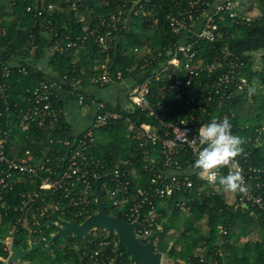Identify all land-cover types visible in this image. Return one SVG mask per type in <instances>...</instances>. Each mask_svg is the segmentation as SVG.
<instances>
[{"label": "trees", "instance_id": "obj_1", "mask_svg": "<svg viewBox=\"0 0 264 264\" xmlns=\"http://www.w3.org/2000/svg\"><path fill=\"white\" fill-rule=\"evenodd\" d=\"M205 1L207 0H0V49L8 52V56L0 59V67L24 66L27 69L26 73L16 70L6 79L10 85L12 114H18L19 108L25 106L23 98L27 88L35 86L42 80L60 81L59 79L65 76L82 77L83 84H87L92 74L100 72L98 66L105 62L107 56L110 57L112 71L121 70L125 76L143 75L142 72L158 68L159 63L154 62L155 65L143 71L140 64L147 55L158 52L162 53L158 60H167L171 56L167 52L168 48L185 40V32L176 33L172 30L169 16L181 17L187 10L194 11L192 14L197 16L199 13L195 9L201 10ZM73 2H76L77 8L73 7ZM194 2L196 4L193 7H197L192 9ZM49 3L54 7L49 9ZM40 10L43 11L41 15L38 14ZM119 13L122 19L115 29L109 24V19L113 14ZM219 24L226 31L223 39L217 42L200 40L196 44L197 57L206 67L201 76L195 77L189 85L168 91L165 94L167 100L160 96L163 80L154 81L150 99L159 116L166 120L189 114L186 108L189 100L192 114L200 116L203 122H210L216 116H228L232 124V133L245 140L243 145L245 152L239 157L244 160L245 154L248 153V164L261 169L258 179L252 182L253 184L260 182V189L255 188V191L264 197V133L259 132L264 126V113L259 112L256 118H251L247 127L238 125L239 118L232 116L231 113V109H236L246 102L247 86L251 85L254 77H260L264 84V72L254 69L253 65V53L264 49V19L247 24L226 18L225 21H219ZM108 31H112V37L108 38L110 47L105 49L97 40V36L106 35ZM70 41L74 44L68 46ZM57 43L59 49L55 48ZM218 59L222 64L210 71L208 66L216 64ZM232 59L235 62H244L243 65L239 63L237 68L240 71L239 75L248 79V85L230 97L226 94L221 98L220 94L213 92L212 99L209 100L211 86L207 87L206 84H211L217 74L231 69ZM83 84L78 90L85 93L87 104L89 97L82 88ZM158 101H161L159 109L156 105ZM2 105L4 106L0 99V107ZM55 108L61 114L60 97L55 99ZM203 108H206L205 112ZM262 108L264 109V104ZM105 110L118 112L123 118L98 131L102 133L103 140L97 142L92 153L106 155L115 162L120 159H131L133 165L140 166L141 162L138 159L145 157V148L132 144L129 137L132 131L129 126L131 123L137 127L143 123L157 125V119L150 116L148 111L136 106L118 104L113 107L105 104L103 111ZM258 137L259 141L256 140ZM22 145L25 147L35 144L23 140L21 147ZM182 152L179 157L182 164L185 167L193 166L195 155L187 149ZM136 153L138 157L135 156ZM152 155L161 160L160 149L149 156ZM112 166L113 163L108 164V170L112 169ZM141 172V181L132 179L131 192L138 186L148 185V177L152 174L143 169ZM221 173L227 174L225 169H222ZM102 177L100 187L107 210L110 214L120 215L122 219L128 221L129 218L123 210L110 205L103 187L108 176L103 174ZM192 179L193 188L179 191L170 198L154 201L158 213L154 232H157V240L159 237L158 250L166 254L170 260L167 264H202V258L218 260L220 264H264V208L252 205L245 208L236 207L239 193H233L230 201L226 191L221 188L215 190L200 179L196 172L192 174ZM36 184L30 185V188H35ZM202 184H206L207 188L199 194L198 188ZM57 198L58 195L54 198L48 195L45 201L39 198L38 202L46 204ZM182 201L186 202L187 212L177 204ZM63 203L65 207L66 201ZM149 210V206H146L141 217ZM96 211V202L93 201L89 215ZM66 216L72 219L70 214ZM3 222L8 223L7 220ZM157 225L161 228L158 229ZM41 227L48 240L50 233L55 229L46 226L45 219L41 221L39 228ZM254 231L260 233L261 240L247 238ZM29 234L27 228H21L15 242L19 246L28 247ZM5 237L6 232L0 227V238ZM57 240L61 243L54 245L53 254L39 249L25 257L26 264H93L95 259L90 258V255L95 251H99L95 256L96 264H104V260L108 261L115 256L120 259L118 251L123 253L121 264H140L131 261L130 255L125 246L120 245L115 232L99 230L96 235L91 233L87 239L72 236L69 245L61 238ZM103 240H110L111 244L102 247ZM7 255L8 251L0 244V256ZM0 264L5 262L0 260Z\"/></svg>", "mask_w": 264, "mask_h": 264}, {"label": "built area", "instance_id": "obj_2", "mask_svg": "<svg viewBox=\"0 0 264 264\" xmlns=\"http://www.w3.org/2000/svg\"><path fill=\"white\" fill-rule=\"evenodd\" d=\"M195 4L196 2L192 4V9L197 7H193ZM53 7L52 3L48 4L49 9ZM73 7L77 8L76 2H73ZM195 11L199 13L197 16L192 14L194 12L192 10H187L181 17L169 16L172 30L176 33L185 32V40L168 48L167 52L171 56L165 61L158 60L162 56L161 52L147 55L142 59L140 67L143 71H147V68L155 65L156 62L159 63V67L146 73L142 72L144 74L141 75L139 84L128 91L133 106L148 111L150 116L157 119V125L143 123L137 127L131 123L129 126L132 131L129 134L132 144L145 148V157L138 159L141 162L140 166L133 165L131 159H120L115 162L106 155L92 153L98 142V131L122 119V114L103 111L105 103L93 101L97 109L93 121L81 133H74L63 108L59 109L61 114L55 108V99L60 97L61 89L77 92L79 105H85L86 95L78 90L84 83L82 77L65 76L59 79L60 81L38 82L35 86L27 88L23 98L25 106L19 108L18 114H12L10 85L6 79L16 70L26 73L27 69L24 66L0 67V99L4 104L0 107V226L4 220L8 222L4 239L8 242L15 241L14 238L21 228H27L30 233L38 231L43 219L45 221L52 219L51 206L57 207L58 212L62 214H70L71 221L80 224L90 216L91 204L93 201L96 202L95 179L103 178L104 174L108 176L103 187L110 205L115 209L123 210L129 218L128 222L140 220L141 226L136 228L135 233L146 242L154 233L158 216L154 201L170 198L179 191L193 188L192 174L196 171L192 166L185 167L179 157L184 149L191 151L196 157L201 148L197 139L198 129L208 122H203L200 116L192 114L190 100L186 105L189 114L171 120L159 116L150 99L152 83L163 80L160 96L164 100H167L165 94L168 91L189 85L195 77L201 76L206 68L203 61L197 57V42L200 40L217 42L223 39L226 31L220 27L219 21H225L226 18L247 24L258 19L263 20L264 0H207L202 3L201 10L195 9ZM38 14H43V11H38ZM120 14H113L109 19V24L115 29L122 19ZM111 37L112 31H108L106 35H98L97 40L108 49L110 47L108 38ZM73 44L70 41L68 46ZM55 48L59 49L58 43ZM232 61L231 69L217 74L211 84H206L207 87L211 86L209 100L212 99L213 92L220 94L221 98L226 94L230 97L246 86L244 81L248 85V79L239 75L240 71L237 68L239 63L243 65L244 62H235L233 59ZM221 64L222 61L218 59L216 64L209 65L208 69L212 71L215 66ZM98 69L99 73H94L88 78L89 84L103 87L123 81L127 77L121 70L112 71L109 56L98 66ZM156 105L159 109L161 101ZM203 111L205 112L206 108H203ZM223 117L216 116V118ZM23 140L35 145L21 147ZM256 140L259 141V137ZM157 149L161 151V160H157L156 156H149ZM135 156L138 157V153ZM247 157L248 153L245 154L244 160L237 157L248 191L246 194H240L236 207L245 208L252 205L264 208L263 195L255 191V188L260 189L261 184L259 181L256 184L252 182L258 179L261 169L249 165ZM110 163H113V166L108 170L107 166ZM158 164L161 165L160 168ZM142 169L152 174L148 177V185L138 186L131 192L132 179L141 181ZM224 169L228 172L227 168ZM32 184L37 186L31 189ZM206 188V184L199 185V194ZM48 195L51 198L58 195L59 198L46 204L38 202L39 198L45 201ZM64 201H66L65 207ZM177 204L182 210L187 211L185 201ZM146 206H149L150 210L141 217ZM157 228L161 227L157 225ZM98 231L93 229L91 233L96 235ZM46 239V237L42 238L45 242ZM110 244V240L101 242L102 247ZM3 246L9 255V244ZM117 253L120 259L115 256L108 261L104 260L103 263H123V253L121 251ZM98 254L99 251H95L90 255V258L95 259L93 264L97 263L95 256ZM8 255L0 256V260L5 264ZM201 261L202 264H220L218 260L202 258Z\"/></svg>", "mask_w": 264, "mask_h": 264}, {"label": "water", "instance_id": "obj_3", "mask_svg": "<svg viewBox=\"0 0 264 264\" xmlns=\"http://www.w3.org/2000/svg\"><path fill=\"white\" fill-rule=\"evenodd\" d=\"M8 56L6 50L0 49V59ZM101 177L95 179V195L97 211L86 217L80 224L64 219L58 215V208L51 206L54 219L46 221V226L53 227L55 232L47 242L30 239L28 247L19 246L15 241L8 242L0 238V244L10 246V252L6 264H26L25 257L39 249L50 254L54 252L55 241L63 239L69 245L72 236L88 238L93 229L115 232L118 235L120 245L125 246L133 263L140 264H163L164 253L157 249V232H154L148 241H142L135 233L136 228L141 226L139 219L128 222L120 215H112L106 208L100 187Z\"/></svg>", "mask_w": 264, "mask_h": 264}, {"label": "clouds", "instance_id": "obj_4", "mask_svg": "<svg viewBox=\"0 0 264 264\" xmlns=\"http://www.w3.org/2000/svg\"><path fill=\"white\" fill-rule=\"evenodd\" d=\"M244 84L247 86L246 81ZM247 92L249 96L254 95L256 88L247 86ZM197 139L201 148L192 167L200 179L226 192L246 194L248 186L237 160L245 152V140L232 133L228 116L213 117L210 122L202 124ZM224 168L228 169L226 175L221 173Z\"/></svg>", "mask_w": 264, "mask_h": 264}, {"label": "crops", "instance_id": "obj_5", "mask_svg": "<svg viewBox=\"0 0 264 264\" xmlns=\"http://www.w3.org/2000/svg\"><path fill=\"white\" fill-rule=\"evenodd\" d=\"M140 80L141 74H132L127 76L123 81L113 82L103 87L87 82V84H83L84 86L82 88L88 94L89 101L82 106L79 105L77 92L61 89L59 93L60 100H62L63 112L67 115V121L70 123L71 130L74 133H81L90 126L96 113V107L93 101H101L113 107L118 104L133 107L128 91L138 85ZM99 136L100 135H98V139H100ZM101 136L103 140L102 133ZM214 188L215 190L219 189L218 186ZM229 193L230 192H226V196H228ZM231 194L233 195V193ZM203 228H205V225H203ZM253 234L254 232L248 236L250 237L248 239L252 240L251 237Z\"/></svg>", "mask_w": 264, "mask_h": 264}, {"label": "rangeland", "instance_id": "obj_6", "mask_svg": "<svg viewBox=\"0 0 264 264\" xmlns=\"http://www.w3.org/2000/svg\"><path fill=\"white\" fill-rule=\"evenodd\" d=\"M253 62H254V69L264 72V49L259 50L257 52L253 53ZM250 86H254L256 88V93L251 96H247L246 102L243 103L240 107L231 109L232 116H237L239 118L238 125L240 126H249L251 118H256L257 114L259 112L264 113V109L262 108L264 104V84L260 81V77H254L252 80V83ZM263 124H264V118H263ZM264 133V126L261 128ZM99 138L98 141H101V133H98ZM22 143V141H21ZM228 200H232L233 195L229 193L227 196ZM1 229H3V232H6V224L2 222ZM250 238V237H247ZM252 240L261 239L260 233L258 231H254V234L251 237ZM245 240V238H243ZM158 242L159 237L157 240V249H158ZM58 243H61L60 241L55 243L57 245ZM170 260L164 254V260L163 264H167Z\"/></svg>", "mask_w": 264, "mask_h": 264}, {"label": "flooded vegetation", "instance_id": "obj_7", "mask_svg": "<svg viewBox=\"0 0 264 264\" xmlns=\"http://www.w3.org/2000/svg\"><path fill=\"white\" fill-rule=\"evenodd\" d=\"M60 214V215H59ZM58 215L64 219H67V220H72L70 217L66 216V214H62L60 212H58ZM65 216V217H64ZM67 217V218H66ZM51 218L52 220H55L54 219V215L53 213L51 214ZM49 220V219H48ZM46 222V221H45ZM49 227V226H48ZM53 228V227H52ZM55 232V230L53 232H51L50 234L52 235L53 233ZM91 234V233H90ZM50 235V237H51ZM16 237V236H15ZM43 237H46L45 235V231L43 230V228L41 227L38 231L36 232H31L28 236V246H29V243H30V239H34L35 241H39V240H42ZM47 238V237H46ZM15 239V238H14ZM48 241V240H47ZM46 241V242H47Z\"/></svg>", "mask_w": 264, "mask_h": 264}]
</instances>
